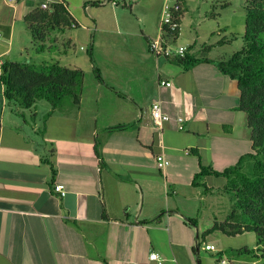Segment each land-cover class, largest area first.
Masks as SVG:
<instances>
[{
    "label": "crops",
    "instance_id": "crops-1",
    "mask_svg": "<svg viewBox=\"0 0 264 264\" xmlns=\"http://www.w3.org/2000/svg\"><path fill=\"white\" fill-rule=\"evenodd\" d=\"M132 1L125 2L137 30L121 16L103 27L96 21L93 30L122 37L123 54L106 61L127 69L111 67L107 78L100 72L101 83L93 78L86 85L84 78L78 107L65 101L52 109L41 100L20 108L5 99L0 84V264H156L151 252L163 264H196L194 246L205 241L199 227L208 226L205 232L229 214L215 216L222 215L225 178H204L206 193L191 180L200 162L221 172L251 152L246 116L237 111V83L211 63L183 69L149 54L147 43L160 36L161 17L134 15L140 0ZM28 6L23 17L34 9ZM8 36L0 58L17 62L12 27ZM78 37L52 32L46 46L65 53L64 44L74 45ZM197 41L199 36L186 46L188 54L199 57L207 46L209 59L221 58L224 38ZM87 43L95 56L98 40ZM154 102L169 116L160 134L150 118ZM119 125L129 127L107 131ZM157 155L167 162L163 169ZM54 184L64 187L63 197L53 192Z\"/></svg>",
    "mask_w": 264,
    "mask_h": 264
},
{
    "label": "trees",
    "instance_id": "trees-1",
    "mask_svg": "<svg viewBox=\"0 0 264 264\" xmlns=\"http://www.w3.org/2000/svg\"><path fill=\"white\" fill-rule=\"evenodd\" d=\"M106 1L110 4L115 0ZM92 5L101 4L93 2ZM244 11L243 44L228 59H209L207 46L202 48L199 57L188 54L187 48L183 56L167 59L183 69L200 63H211L221 74L235 80L239 92L237 111L245 114L246 125L250 131L251 152L243 156L237 164L217 172L199 161L200 170L191 180V186L201 187L206 193L208 188L202 183L204 178L223 177L227 180L224 189L232 197V209L226 219L214 222L202 234V239L213 232L227 237L244 233H253L255 236V248L228 250L225 253L220 251L219 261L224 254L247 255L252 259L264 260V0H245ZM184 12L185 8L181 4L180 10L173 15L177 26L174 32L163 28L167 37L174 41L178 38ZM23 20L35 43L36 53H53L57 50V46H46L52 32L64 33L79 27L62 1L52 2L46 10L34 8ZM94 71L97 75L95 79L101 83L99 70ZM83 83L84 73L81 69L64 67L55 62L35 65L4 60L0 63V84L5 99L24 109L31 108L41 100L47 101L52 109H56L64 99H69L73 106L78 107ZM127 127L129 125H119L108 128L107 131H120ZM195 156L200 160L198 154ZM158 218L147 223L157 221ZM199 247L200 244L197 243L194 252H198Z\"/></svg>",
    "mask_w": 264,
    "mask_h": 264
},
{
    "label": "rangeland",
    "instance_id": "rangeland-1",
    "mask_svg": "<svg viewBox=\"0 0 264 264\" xmlns=\"http://www.w3.org/2000/svg\"><path fill=\"white\" fill-rule=\"evenodd\" d=\"M45 1L47 2V0H15L13 3H9L8 0H0V53L9 48L8 31L12 27L14 34V38L11 40L12 59L19 63L40 65L42 63L55 62L64 67L79 68L84 73L86 85L89 84V80L97 78L94 69L103 73L105 78H107V72L111 70V67L114 71L117 68L125 71L123 69L126 68L125 66L119 65L114 61L112 63L106 61L109 57H119L123 54L124 46L122 45L124 43L121 39L122 37L116 39L102 32L98 34L93 30L96 21L100 27H103L102 25L112 23L115 16H121L122 20H127L137 30L135 17L131 15L128 3L125 7L114 8L111 4L106 3V0H64L70 14L79 25L75 30L65 31V35L74 33V35L79 36V42L71 46L64 44L65 53H62L61 49L60 54L56 51L57 54L49 53L51 54L49 56L47 53L35 52V43L30 32L27 30L22 16L26 10V3L30 4L28 7L34 5V8H37L35 3L40 4ZM93 2H99L101 5L93 6ZM137 2L138 0H134L131 4L133 5ZM171 2L172 0H140L138 7L133 10V14L141 17L142 15H147L146 13L148 12H158L159 17H162L164 6H169ZM244 3L245 0H181V4L185 8V13L179 26V36L175 41L170 42L169 45L172 48H178L179 46L186 47L187 45H192L197 36H199L197 45H200L201 41H204L206 43L205 45H207V43H210L209 41L224 38L227 43L221 50V58L219 60L228 59L234 52L240 50L243 44ZM84 4H86L85 8ZM212 32L214 33L213 36H211ZM63 37L65 38V36ZM94 37L99 42V51L95 56L94 53L90 55V47L87 43V40H92ZM59 42V47H63L62 38L59 39ZM201 53L202 51L198 52L197 56H201ZM54 55L57 60L50 58H54ZM0 59L4 61L8 58L3 56ZM116 78H120V76H116ZM65 101L70 100L64 99ZM222 196L220 213L223 216L218 215L217 212L215 216L222 217L223 219L230 212L229 206L232 202H230L232 197L229 193L225 195V192ZM201 204L204 205V203ZM207 228L208 226L199 227L201 238L204 229ZM204 239V242L200 241L199 255L195 256L196 264H217L216 262L220 258L218 254L220 251L225 253L228 250L255 248V236L253 233L227 237L219 232H213ZM206 244L213 246L214 251H205L204 245ZM223 257L227 261H230V264H251L253 261L251 256L247 255L236 256L235 254H224ZM231 260H234V262L231 263ZM257 264H264V260L258 261Z\"/></svg>",
    "mask_w": 264,
    "mask_h": 264
},
{
    "label": "built area",
    "instance_id": "built-area-1",
    "mask_svg": "<svg viewBox=\"0 0 264 264\" xmlns=\"http://www.w3.org/2000/svg\"><path fill=\"white\" fill-rule=\"evenodd\" d=\"M14 1L15 0H8L9 3H13ZM125 1L126 0H115L110 4L114 8L125 7L126 6ZM51 3L52 1L49 0L48 2L41 4L40 8L42 10H46L49 8V5ZM180 8H181V0H172L169 6H164L163 14L159 23L160 36L148 42V51L154 57L171 59V58L183 56L187 52V47L184 46H179L178 48H172V46H170L169 43L172 42L173 39L167 37L166 33L163 31L164 27L167 28L168 32H174L176 30L177 26L174 22L175 18L173 17V15L176 12H178ZM159 85L170 86L171 84L166 81H160ZM150 118L152 120L153 130L159 134L162 132L164 123L169 121V116L162 111L161 105L158 102H154L150 106ZM177 122L182 123L183 119L177 118ZM178 130H182V126H178ZM156 163L159 169H163L167 164L166 160L162 155L156 156ZM53 192L59 194L61 197L65 195L64 187L60 184H54ZM204 250L213 252L214 248L213 246L206 244L204 245ZM149 258L151 261H154L156 264H163V260L159 258L158 254L155 252H151ZM219 263L230 264V261H227V259H224V257H222Z\"/></svg>",
    "mask_w": 264,
    "mask_h": 264
}]
</instances>
